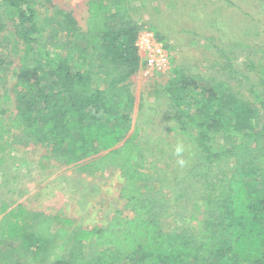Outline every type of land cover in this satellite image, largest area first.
Masks as SVG:
<instances>
[{"label": "trees", "instance_id": "trees-1", "mask_svg": "<svg viewBox=\"0 0 264 264\" xmlns=\"http://www.w3.org/2000/svg\"><path fill=\"white\" fill-rule=\"evenodd\" d=\"M136 1L89 0L84 29L72 12L54 6L41 16V0H0V48L11 34L22 41L14 45L16 113L4 106L8 89L0 94V165L11 152L12 134L20 132L27 143L51 145L68 168L92 175L119 170L120 195L132 212L116 211L92 229L56 215L73 248L48 263L62 247V240L50 239L59 234L46 237L40 226L49 221L41 214L4 203L0 246L17 243L30 251L38 244L40 264H264V45L245 64L256 80L248 89L242 82L251 77L239 78L222 50V77L176 68L161 92L168 119L196 153L185 181L204 183L194 204L205 210L202 217L193 213L190 223L175 227L165 214V169L147 163L151 146L141 139V116L134 119L138 102L129 81L141 69L136 44L143 26L132 14ZM158 40L169 48L164 37ZM10 65L0 53V88Z\"/></svg>", "mask_w": 264, "mask_h": 264}, {"label": "rangeland", "instance_id": "rangeland-1", "mask_svg": "<svg viewBox=\"0 0 264 264\" xmlns=\"http://www.w3.org/2000/svg\"><path fill=\"white\" fill-rule=\"evenodd\" d=\"M88 1L41 0L37 9L41 16L51 14V6L70 11L79 26L85 29ZM133 9L134 18L143 25L139 34L150 33L154 41L163 46L168 57L164 71L149 69L146 76L143 72L147 69L148 51L139 50L141 69L129 83L138 102L134 119L141 116V139L151 146L147 163L165 169L164 192L170 198L165 214L175 227H181L190 223L193 213L200 219L205 212L194 209V204L204 195V183L198 179L185 181L197 163L196 153L192 141L177 131L175 123L168 119V100L161 92L174 78L176 68L202 70L222 77L221 67L226 60L221 57L222 50L232 58L231 63L239 72V78L242 74L251 77L250 82H242V88L248 89L256 80L253 73L245 71V64L254 59L253 52L264 45V0H139ZM9 30L12 32V27ZM158 35L167 40L169 48L158 40ZM15 44L22 46V41L11 34L9 42L0 48V53L11 62L6 69V83L0 88V94L8 89L11 100L4 106L9 113H16L18 105L14 90V69L18 66ZM233 84L237 85L238 81ZM100 85L105 88L104 82ZM11 140V152L3 155L4 162L0 165V218L4 203L9 208L22 204L41 214L42 220L49 221L45 228L40 226L41 234L48 237L50 233H58V237L50 239L63 243L48 263H52L56 256H68L73 248L68 227L56 223L53 220L56 215L71 219L76 227L86 229L106 225L116 211L132 216L126 207L127 201L120 195L123 178L119 170L110 168L105 173L92 175L76 167L68 168L53 156L49 144L27 143L17 131ZM178 145L183 148L179 155L175 151ZM158 154H163L164 158ZM181 160L183 164L179 163ZM187 186L186 196L180 197ZM55 226L60 229H54ZM37 251L38 244L25 251L17 243L6 242L0 246V264H40Z\"/></svg>", "mask_w": 264, "mask_h": 264}, {"label": "built area", "instance_id": "built-area-1", "mask_svg": "<svg viewBox=\"0 0 264 264\" xmlns=\"http://www.w3.org/2000/svg\"><path fill=\"white\" fill-rule=\"evenodd\" d=\"M140 35V34H139ZM137 47L139 50L148 51L146 57V71L144 75H149L150 70L164 71L168 64V57L163 46L154 41L150 33L141 34L137 39Z\"/></svg>", "mask_w": 264, "mask_h": 264}, {"label": "clouds", "instance_id": "clouds-1", "mask_svg": "<svg viewBox=\"0 0 264 264\" xmlns=\"http://www.w3.org/2000/svg\"><path fill=\"white\" fill-rule=\"evenodd\" d=\"M175 151H176V154L179 155V154L183 151L182 146H179V145H178V146L176 147V150H175ZM179 163L183 164V161L181 160V161H179Z\"/></svg>", "mask_w": 264, "mask_h": 264}]
</instances>
